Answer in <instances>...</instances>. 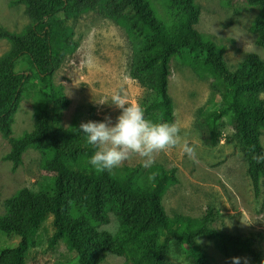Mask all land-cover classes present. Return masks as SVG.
<instances>
[{"label": "trees", "instance_id": "trees-1", "mask_svg": "<svg viewBox=\"0 0 264 264\" xmlns=\"http://www.w3.org/2000/svg\"><path fill=\"white\" fill-rule=\"evenodd\" d=\"M26 5L31 21L21 33L0 27V38L10 43L0 57V134L10 143L4 159L16 168L29 147L42 154V168L47 176L37 191L29 187L17 190L4 200L0 231L19 237L13 247L0 250V264H26L30 248L38 243L37 232L48 215L53 232L49 243L62 240L76 254L77 264H102L107 254L125 255L126 264H172L170 253L185 256L190 264H210L197 237L213 239L227 257L235 252L246 254L253 264H264V250L259 246L262 232L247 235L213 228L217 212L209 207L201 217L168 215L163 197L178 181L176 169L155 164L145 169L141 164L123 165L111 173H96L87 163L94 149L87 145L75 121L63 128L53 116V105L67 107L69 99L52 84V75L60 61L77 48L70 27L64 19L77 17L86 10L101 8L109 18L122 19L131 37H143L141 52L135 59L134 78L151 72L150 84L155 99L144 113L156 121L173 122V103L168 80L173 58L211 77L212 94H220L226 103L207 121L204 141L215 147L222 139L216 122L232 114L229 139L239 149L246 164L255 198L262 195L264 163L255 156L264 154L261 134L264 130V61L247 53L235 70L224 61V45L215 37L195 28L200 8L194 0H164L166 17L156 12L150 0H16ZM259 9L252 23L255 43L264 49V0H245ZM27 58L30 70L16 71L15 63ZM36 79L37 106L33 129L19 137L12 136V123L27 84ZM154 175V179L149 177ZM113 214L119 225L116 235L99 230ZM141 220L143 226L132 224Z\"/></svg>", "mask_w": 264, "mask_h": 264}, {"label": "rangeland", "instance_id": "rangeland-1", "mask_svg": "<svg viewBox=\"0 0 264 264\" xmlns=\"http://www.w3.org/2000/svg\"><path fill=\"white\" fill-rule=\"evenodd\" d=\"M14 1L0 0V27L21 33L31 18L26 5ZM150 1L158 15L166 17L164 0ZM194 1L200 8L195 28L213 35L217 45H224L223 57L230 70H235L247 53H255L264 61V49L255 43L252 32V23L259 14L257 7L245 0ZM60 24L72 28V38L78 43L77 48L60 61L52 75L55 89L69 99L67 107L53 105V116L63 128L75 121H101L105 116L111 117L114 122L120 111L112 105V97L116 93L125 97L128 103H139L144 110L155 99L150 84L151 72L141 78L133 76L135 59L140 52L145 53L141 49L143 37H131L122 19L109 18L101 8H96L83 11L75 18L64 19ZM9 48L10 43L0 38V57ZM14 69L30 70L27 58H20ZM170 70L168 92L173 103V122L181 128V135L194 148V154L189 156L177 146L156 156L155 164L167 169L175 168L178 178L163 197L166 212L170 216L201 217L211 207L217 212L211 223L213 228L242 235L262 232L264 236V178L262 195L255 198L246 164L236 144L229 139L232 134L230 112L216 122L225 135L223 140L215 147L206 145L204 141L202 121H207L227 100L220 94L211 93L210 76L196 72L181 59L173 58ZM38 87L36 79L27 84L14 114L13 137L33 129ZM261 97L264 99V93ZM145 117L156 121V116L151 113L145 114ZM260 140L264 149V130ZM9 149V141L0 134V214L5 212L6 198L23 187L37 191L47 179L42 168V154L37 149L27 148L16 168L10 160L3 158ZM138 164L140 158L137 156L123 163L130 166ZM142 226L141 220L132 224L135 229ZM98 229L116 235L119 231L116 217L110 214V221L99 224ZM52 232V216L48 215L37 232V245L27 252L26 264H77L75 252L69 250L62 240L53 245L49 243ZM18 241L17 235L0 231V250L15 246ZM195 241L206 252L210 264H233L234 257L239 258V264H253L242 252L224 256L213 239L200 236ZM259 246L264 250V238ZM170 256L172 264H190L183 255L171 251ZM126 262L125 255L109 253L102 264Z\"/></svg>", "mask_w": 264, "mask_h": 264}, {"label": "clouds", "instance_id": "clouds-1", "mask_svg": "<svg viewBox=\"0 0 264 264\" xmlns=\"http://www.w3.org/2000/svg\"><path fill=\"white\" fill-rule=\"evenodd\" d=\"M112 105L120 110L114 122L105 116L101 121L81 122L76 129L83 134L85 143L94 149L87 163L96 173H111L132 156L139 157L141 166L150 169L159 153L177 146L189 156L194 154V148L181 135L176 122L146 118L139 103H128L120 93L113 95ZM254 159L264 163V154ZM149 178L154 179V175ZM232 259L233 264H239V258Z\"/></svg>", "mask_w": 264, "mask_h": 264}, {"label": "built area", "instance_id": "built-area-1", "mask_svg": "<svg viewBox=\"0 0 264 264\" xmlns=\"http://www.w3.org/2000/svg\"><path fill=\"white\" fill-rule=\"evenodd\" d=\"M224 136H225V135H223V137H224ZM223 137H222V138H223ZM222 140H223V139H221V141H222Z\"/></svg>", "mask_w": 264, "mask_h": 264}]
</instances>
